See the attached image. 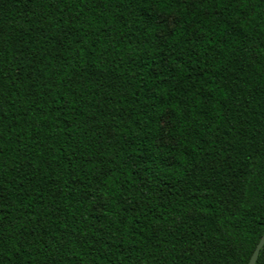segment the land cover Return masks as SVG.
Instances as JSON below:
<instances>
[{"label":"trees","instance_id":"16d2710c","mask_svg":"<svg viewBox=\"0 0 264 264\" xmlns=\"http://www.w3.org/2000/svg\"><path fill=\"white\" fill-rule=\"evenodd\" d=\"M263 231L264 0H0V264H248Z\"/></svg>","mask_w":264,"mask_h":264},{"label":"water","instance_id":"95a60500","mask_svg":"<svg viewBox=\"0 0 264 264\" xmlns=\"http://www.w3.org/2000/svg\"><path fill=\"white\" fill-rule=\"evenodd\" d=\"M263 245H264V231H263V234H262L260 240L258 241V243H257L250 259H249L248 264H255V262L257 261L259 252H260L261 248L263 247Z\"/></svg>","mask_w":264,"mask_h":264}]
</instances>
